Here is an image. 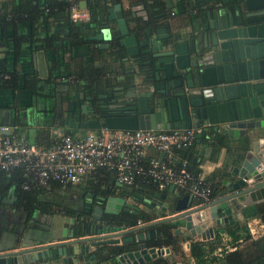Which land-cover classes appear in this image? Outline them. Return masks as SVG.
<instances>
[{
  "label": "water",
  "instance_id": "95a60500",
  "mask_svg": "<svg viewBox=\"0 0 264 264\" xmlns=\"http://www.w3.org/2000/svg\"><path fill=\"white\" fill-rule=\"evenodd\" d=\"M78 5L86 7L84 1ZM200 5L208 10L201 15L211 17L208 26L203 24V29L208 27L209 30L202 34L201 46L196 38L190 43L184 42L176 25L167 34L156 28L151 38L145 35L151 31L148 26L141 30L142 38L137 40L121 17L120 4L108 10V18L116 19L115 26L121 36L119 44L124 47L121 61L129 66L123 67V71L131 70L128 77L119 76L115 91L118 95L136 92L134 105L127 107L134 114L124 112L107 117L100 124L88 120L81 123L80 128H200L195 138L210 131L220 130L228 137H237L245 135L247 130L264 129V0H201ZM110 37V29L100 27L94 39H100L99 48H108ZM37 68L38 73H42L40 59ZM145 71L150 72L144 74ZM86 106L90 109L91 102L81 105L77 102V110L72 112L69 105L68 112L60 114L61 122L66 127H75L73 122L79 121ZM161 115H166L173 125L156 127L152 122ZM77 130L76 126L72 132ZM260 138L264 142V131ZM205 147L200 146L199 153ZM219 188L216 196L203 204H193L191 194L178 198L172 186L168 190L172 198L166 202L160 201L164 193L155 190L150 196L140 187L136 190L142 195L135 192L123 197L107 196L99 191L100 195L94 198L100 207L91 208L90 216L85 219L92 222L88 228L84 221L75 228L77 214L73 217L54 214L44 222L47 234L41 236L24 234L20 237L18 232L0 225V264H27L56 255L61 256L64 264L68 260L74 264H96L94 250L103 245L120 249L114 258L116 264H143L169 252L168 247L147 246L145 242L150 237L146 228L168 221L179 222L175 233L183 227L192 240L211 239V222L215 226L231 223L232 210L264 201V145L261 149L246 151L237 161L232 160ZM114 191L115 187L111 193ZM86 201L89 205L90 200ZM134 201L137 204H133ZM102 213H127L137 219L129 226L107 221L93 225ZM144 213L155 219L140 223Z\"/></svg>",
  "mask_w": 264,
  "mask_h": 264
},
{
  "label": "crops",
  "instance_id": "0c3cea01",
  "mask_svg": "<svg viewBox=\"0 0 264 264\" xmlns=\"http://www.w3.org/2000/svg\"><path fill=\"white\" fill-rule=\"evenodd\" d=\"M28 1L30 4L42 5L46 0ZM68 1L70 2L69 6L71 3H75L78 7L79 2L84 1L86 6L84 9L88 11L86 0ZM152 1L160 5V10H163L167 14V18L158 17L156 19L154 24L157 25V27L159 25H164L170 30L173 25H176L178 33L180 37L184 39V42L190 43V40L196 38L201 46L203 42L202 34L209 30L208 27L203 29V24L208 26L211 21L210 14H200V11H208L204 6L201 7V5H199L197 10L199 12L193 14L181 0ZM128 2L127 0H121V9L125 8ZM26 3L27 0H0V18L8 22V18L14 15L13 11L17 9V5ZM155 3H153V6H156ZM212 10L213 9L209 12H212ZM45 18L44 23L40 22V24H37L33 29L29 27L28 23H18L16 26L10 25L9 23H6L4 26L3 24L0 25V125L9 127L14 136L23 139L25 142L41 146H49L56 131L70 132L60 120V114L64 115V110L58 109L60 106L58 102L62 96H66L69 92L72 94L74 88H77L79 85L83 86L84 84L85 86L91 85L89 89H93L94 86H96L97 91H99V87L100 89L104 88L103 85L106 80L109 81V79L117 78L118 75H130V73H120L118 69L121 68V70H123V66L121 65V67H119L116 60L108 56L105 48L98 47V44L101 43L100 39H94L100 28V22H105V17L101 18L99 23H90L89 19L71 23L68 18V21H66L59 16H45ZM127 28L128 30L130 29L129 33H135L137 40L142 38L140 34L141 30L140 32H136V28H134L133 24H129ZM155 28H151L150 33L145 34L147 38H151V35L155 34ZM110 32L111 36L118 40L119 43L121 36L117 30L111 28ZM12 40H16V46ZM118 47V51L120 50L119 54L124 55V47L120 46V44ZM39 59L42 61L43 65V71L40 74L37 68ZM123 65H127V63H123ZM149 72L150 71H145L144 74ZM263 131V128L246 131L245 136L250 140L248 150H253V148L261 149L263 147L264 142L260 138L263 135ZM219 132L222 131L219 130ZM70 133L71 135H76L83 132ZM208 133L209 132H205L203 137H207V135H209ZM201 138L202 137L197 139ZM202 145L206 147L199 153L200 146ZM171 153H173L175 163L189 162L195 164L202 172L204 178L208 182L213 180V183L217 181L219 183L220 180L226 176V167L228 164H231L233 157L230 152H227L226 148L223 147L217 152H214L206 142L200 140L195 141V143L193 142L183 149H171ZM152 157L163 159L165 158V154L161 155V152L146 148L143 152L142 159ZM93 175L94 173L85 175L78 183L70 185L81 186L87 190L89 184L95 181ZM106 184H108L109 187H115L114 195L122 197L127 196L128 194L126 193L131 194L135 192L136 194L142 195V193H140L141 191L135 189L139 187L145 189L146 195L149 194L150 196H152L151 193L156 190L148 183H137L139 185L133 186L135 188L131 185H120L110 176L108 182L103 183L101 186L103 187V185ZM140 184L144 186L142 187ZM145 186L147 188H144ZM58 187L61 186L58 185ZM121 187L122 189H120ZM217 187L219 191V185H217ZM169 188L170 186L157 190L165 194L164 198L160 199V201L166 202L169 198H172V193L168 191ZM172 192L176 193L178 198L189 194L188 191L184 189L173 188ZM44 193L54 194V191L46 187ZM58 194L62 196L63 194L67 195V193L63 191ZM63 197H65V195ZM39 198L41 199V194ZM196 201L197 199L192 197L191 202L195 204ZM238 201L240 202L241 198H239ZM0 202L10 210H19L12 209L13 207H10L5 200L1 201L0 199ZM245 207L246 206H241L240 210H232L233 221L242 220ZM0 210V212L5 211L4 209ZM143 216L144 218L148 217L152 218V220L155 219L148 213H144ZM161 217H164V214H161ZM34 218L37 219L35 213L31 215V219ZM144 218L140 219V223L146 222ZM33 222V220L30 221V223ZM176 222L179 224L178 221ZM210 224L212 225L214 234L216 229L223 227L226 223L218 226L213 225V222ZM246 228L249 239L238 243L237 248L240 250L246 247L251 240L261 239L264 236V225L261 220L256 217L246 220ZM249 228H253L254 232L251 233ZM175 234L178 237L177 245H179L183 252L184 261H186L187 264H191V259L187 256L188 242L191 237L183 227H180L179 232ZM228 239L225 233H220V244L226 249L232 250L233 247L227 244ZM46 243L47 242H45V244ZM111 246L114 245L98 247L100 249L99 251L97 250L98 261L96 264H103L101 259L105 254L101 253L102 249L104 251ZM90 249L92 250L93 248ZM218 249L219 247H217L216 252ZM167 254H163L162 256H166ZM68 261L67 264H74L71 261L68 263ZM27 264L64 263L61 260V256L56 255ZM176 264H181V262L177 261Z\"/></svg>",
  "mask_w": 264,
  "mask_h": 264
},
{
  "label": "built area",
  "instance_id": "2783aa9c",
  "mask_svg": "<svg viewBox=\"0 0 264 264\" xmlns=\"http://www.w3.org/2000/svg\"><path fill=\"white\" fill-rule=\"evenodd\" d=\"M88 11L71 3V22L88 20ZM200 128L169 130H127L100 127L71 135L56 131L49 146L30 144L0 125V172L20 169L25 177L21 188H45L78 183L85 175L104 169L120 185L148 183L156 190L172 186L184 189L200 204L210 198V184L201 171L190 172L184 162L175 163L171 149L191 145ZM146 148L165 154V158L142 159ZM253 233L254 229L249 228ZM219 251V249H218Z\"/></svg>",
  "mask_w": 264,
  "mask_h": 264
},
{
  "label": "trees",
  "instance_id": "16d2710c",
  "mask_svg": "<svg viewBox=\"0 0 264 264\" xmlns=\"http://www.w3.org/2000/svg\"><path fill=\"white\" fill-rule=\"evenodd\" d=\"M87 9L89 13L90 23H99L100 19L104 17L105 8L115 3L117 0H86ZM68 0H46L44 4H30L27 0L26 4L17 5V9H14L13 14L8 18V22L0 18V25L3 26L6 23L16 26L18 23H28L30 28H35L40 22L44 23L45 16L61 17L66 21L68 18ZM16 8V7H15ZM15 24V25H14ZM40 26V25H39ZM14 45H17L16 40ZM19 43V41H18ZM108 56L114 55L110 58L118 60V50L107 51ZM71 134L70 132L66 131ZM207 137L201 139H194V143L197 140L206 142L212 151L217 152L220 148H226L227 152L232 154V160H239L242 155L248 150L249 142L247 136L228 137L224 132H209ZM183 149V148H181ZM179 164V163H178ZM180 165V164H179ZM184 167L190 172L196 173L200 171L195 164L184 162ZM109 176L112 178V174L104 169H97L93 175L95 181L89 184V188H98L103 183L108 182ZM25 180V177L21 173L20 169H12L6 172H0V199L8 202L10 207L21 210L31 216L42 207V200L39 195L44 193L45 188H31L24 190L21 188V183ZM111 180V179H110ZM109 180V181H110ZM210 180V198H214L218 191V181L215 183ZM51 185H57L52 183ZM139 185L137 183L131 184V186ZM142 187L143 184H140ZM135 188V187H133ZM144 188H147L146 186ZM136 189V188H135ZM200 200L197 199L196 203ZM1 203V202H0ZM2 204V203H1ZM45 211L47 208L42 207ZM43 211V210H42ZM114 217L113 224H125L129 226L133 223L137 217L127 213H121ZM256 217L264 225V201L247 205L244 209V217L241 221H233L226 223L223 227L214 231L213 237L205 241H195L190 239L188 242L187 256L191 259V264H264V236L261 239L251 240L249 244L242 250L238 249V243L240 241H246L249 239L246 228V220ZM144 216L142 217V219ZM152 218L145 217L144 221H150ZM176 221H168L159 224L152 225L146 228L149 231V239L146 240L147 246L154 247H168L169 252L166 256H159L151 259L143 264H176L180 261L181 264H187L184 261L183 252L179 245H177L178 237L174 232V229L178 227ZM220 233H225L228 236V242L232 250L226 249L220 244ZM100 246V247H104ZM217 247L219 251L216 252ZM98 248V247H97ZM94 250V253L98 255L100 248ZM103 250V249H102ZM107 253L101 259L103 264H116L114 261L115 255L120 252V249L116 246L106 248Z\"/></svg>",
  "mask_w": 264,
  "mask_h": 264
},
{
  "label": "flooded vegetation",
  "instance_id": "af4514ba",
  "mask_svg": "<svg viewBox=\"0 0 264 264\" xmlns=\"http://www.w3.org/2000/svg\"><path fill=\"white\" fill-rule=\"evenodd\" d=\"M129 1L127 6L123 9H121V0H117L115 3L105 8L104 17H105V24H101L99 27H108L109 29H116L115 26V20L116 19H109L110 12L108 10L115 4H120V13L121 17L124 19V22L126 25H134V28H136V32H140V30L150 26L151 28L157 27L154 23L156 22V19L158 17L160 18H167V14L160 10L161 6L157 5L155 1L152 0H139V1ZM182 3L188 7L193 14H197L199 11L198 6L200 5L201 0H181ZM153 3L156 4V6H153ZM202 7V6H201ZM159 9V10H158ZM115 13V11H113ZM202 11H200V14ZM89 14V13H88ZM88 19H90L88 17ZM69 20V18H68ZM145 20L148 22L146 23ZM70 21V20H69ZM71 22V21H70ZM104 22V21H103ZM74 23V22H71ZM76 23V22H75ZM127 25V26H128ZM157 28L163 29V34L169 33L172 29L168 30L166 26L159 25ZM156 29V28H155ZM117 30V29H116ZM130 30V29H129ZM132 33V32H130ZM119 43L118 40L113 38L112 36L108 40V48H105L107 51L111 50H118ZM120 51V50H119ZM118 51V66L121 67H129L124 66L123 62L121 61V58L124 56L123 54L120 55ZM114 55H109V57H112ZM114 58V57H113ZM128 65V64H127ZM122 67V68H123ZM120 73L126 72L130 73V68H127L126 70L118 69ZM119 73V74H120ZM119 76L117 78L106 80V82L103 85V89L99 87V91H97L96 86L93 89H89L91 85L85 86V84L79 85L77 88L73 89V93L66 94V96H62L59 103V108L64 110V112H68L69 105L71 106L72 112L77 110L76 103L78 102L81 104H87L88 102H91V108L88 109V106H86V110L83 114H80V119L78 122H73V125L75 127H66V125H63L72 132L73 130H76L77 126V132L83 131V128H80L81 123H85L86 121H97L98 124L102 123L105 118L111 117V116H118L122 115L124 112L129 114H134L133 110L128 109L127 107L134 105V95L136 92L129 91L126 93L127 95L121 94L118 95V92L115 91V87L117 84V79H119ZM128 77V76H126ZM73 87V86H72ZM86 87V88H85ZM71 96L70 98H68ZM90 97L89 100L86 101V98ZM63 100V101H62ZM149 107H152V105H149ZM155 109V108H154ZM59 111V110H58ZM165 113V112H164ZM156 127H171L173 125V121L169 120L166 115L159 116L158 120H154L152 122ZM172 129V128H170ZM169 130V129H166ZM87 131L85 129L83 132ZM47 188L49 190L53 189L54 194H47L42 193L41 194V200H42V207L47 208L48 210L45 211L42 207L40 210L35 212V215H37V219H31V216H29L27 213L22 211H13L5 207L3 204L0 203V209H4L5 211L0 212V225L6 226V230L8 231H16L18 232L19 236L22 237L24 234H28L29 236L37 235L41 236L43 233L47 234V226L44 222L46 220H50L51 215L54 214H61L63 216L73 217L77 214L78 218L76 220L75 228L80 227V224L84 221V225L88 228L92 222L90 223L88 220L85 221L87 217L90 216L91 208L100 207L97 205L95 201V196L100 195L99 191L103 192L104 195H114L111 193V189L113 186H110L108 184L98 187V188H89L85 190L81 186L77 185H65L58 187V185H48ZM65 192V197L62 195H59V192ZM92 194L93 196H89V194ZM101 194V195H102ZM86 197V198H85ZM87 199L90 200V204L88 205ZM133 204H137L135 201L132 202ZM104 203H102L103 205ZM88 206H90L88 208ZM16 209V208H12ZM43 210V211H42ZM1 211V210H0ZM8 212V213H7ZM120 215V214H119ZM114 217H118L117 215L112 214H101L100 219L94 222L93 225H99V223L103 221H107L108 224H113L112 220ZM33 220V223H30V221ZM144 230V229H143ZM142 230V231H143ZM100 247V246H99ZM99 251V250H98ZM105 251V250H104ZM101 252L104 254L105 252ZM96 259L98 261L97 255L95 254ZM105 256V255H103ZM99 257V256H98ZM70 260L68 261V263Z\"/></svg>",
  "mask_w": 264,
  "mask_h": 264
},
{
  "label": "rangeland",
  "instance_id": "374dc122",
  "mask_svg": "<svg viewBox=\"0 0 264 264\" xmlns=\"http://www.w3.org/2000/svg\"><path fill=\"white\" fill-rule=\"evenodd\" d=\"M263 219H264V217H263Z\"/></svg>",
  "mask_w": 264,
  "mask_h": 264
}]
</instances>
